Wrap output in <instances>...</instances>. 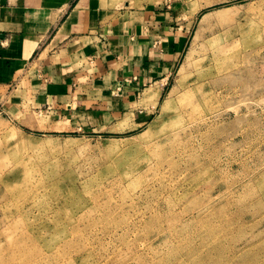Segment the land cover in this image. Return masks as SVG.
I'll return each mask as SVG.
<instances>
[{
  "label": "rangeland",
  "instance_id": "374dc122",
  "mask_svg": "<svg viewBox=\"0 0 264 264\" xmlns=\"http://www.w3.org/2000/svg\"><path fill=\"white\" fill-rule=\"evenodd\" d=\"M104 1L181 60L109 128L0 96V264H264V0Z\"/></svg>",
  "mask_w": 264,
  "mask_h": 264
},
{
  "label": "crops",
  "instance_id": "0c3cea01",
  "mask_svg": "<svg viewBox=\"0 0 264 264\" xmlns=\"http://www.w3.org/2000/svg\"><path fill=\"white\" fill-rule=\"evenodd\" d=\"M109 5L0 0V96L15 86L17 107L39 110L30 122L65 130L111 127L132 116L141 97L153 90L159 102L181 60L185 37L179 33L176 51L151 52L148 12ZM165 18L152 17V29L161 30Z\"/></svg>",
  "mask_w": 264,
  "mask_h": 264
}]
</instances>
